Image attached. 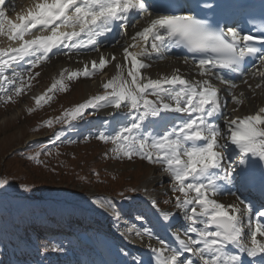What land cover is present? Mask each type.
I'll list each match as a JSON object with an SVG mask.
<instances>
[{
    "label": "snow or ice",
    "instance_id": "1",
    "mask_svg": "<svg viewBox=\"0 0 264 264\" xmlns=\"http://www.w3.org/2000/svg\"><path fill=\"white\" fill-rule=\"evenodd\" d=\"M7 5L8 0H0V35L18 43L0 47V101L13 102L14 97L23 95L25 75L31 79L32 70L51 55L97 52L98 59L91 61L90 67L85 64L83 69L66 70L67 79L91 77L109 64L115 75L102 83V94L65 110L55 123L71 127L74 121L110 107L108 116L116 126L111 133L100 131L96 137L111 144L105 155L111 152L115 158L129 160L138 157L159 166L169 177L172 195L165 203L174 201L175 211L161 210L155 199L150 203L166 228L172 229L174 221L183 222L182 231L170 233L176 246L141 223L143 231L136 230V235L155 238L158 246L147 244V260L128 253L132 258L126 264H245L243 256L229 251V245L264 264V210L258 211L240 196L236 197L238 203L231 204L214 198L225 193L226 185L240 191L258 183L264 194V106L242 117L224 113L228 98L236 105L243 103V93H236V80L243 77L241 83L251 89L248 77H259L255 88L264 87V22L259 31L250 33L238 22L228 26L233 23L230 12L243 14L247 8L237 0L223 4L199 0L197 7L205 17H219L214 24L193 14L195 9L179 0L168 4L155 0H33L30 7L17 13L15 21L7 15ZM161 10L166 14H160ZM69 26L72 30H61ZM113 32L119 39L109 43ZM104 46L122 51L103 53L100 49ZM177 46L187 50L184 62L195 66L200 79H186L179 70L158 78L144 74L150 66L145 61L164 59ZM253 64L259 65L256 71H252ZM64 78L62 71L44 95L34 97L35 104L47 103L51 99L48 94L58 86L65 90ZM213 79L222 87H215ZM221 116L225 117L222 126L217 123ZM44 123L51 126L53 120ZM54 135L52 143L59 142V133ZM229 146L235 147L233 156L238 160L230 161L226 154ZM40 154L27 159L39 163ZM5 184L7 180L0 179V187ZM92 203L100 209L109 206L103 198ZM114 216L119 220L120 213L116 211ZM144 218L137 215L132 223ZM134 230L131 226L126 229L128 233ZM51 250L61 249L53 244Z\"/></svg>",
    "mask_w": 264,
    "mask_h": 264
},
{
    "label": "rangeland",
    "instance_id": "2",
    "mask_svg": "<svg viewBox=\"0 0 264 264\" xmlns=\"http://www.w3.org/2000/svg\"><path fill=\"white\" fill-rule=\"evenodd\" d=\"M54 62L51 60L37 66L32 70L31 79L25 75L23 95L14 97L13 102L0 101V179L7 180L5 186H27V190L22 187L25 193L22 195L36 200L38 209L52 219L49 222L66 221L67 218L72 221L58 229H44L42 225L33 228L32 224L30 231L22 230L20 239L12 234L1 237L0 264H34L32 259H38L40 264H74L80 257L81 249L92 246L89 234L113 240L114 234H122L118 226L126 233V229L131 226L135 230L128 234L136 235V230L143 231L139 227L141 223L144 228L154 231L156 225L152 224L155 219V210L150 203L152 199L157 201L163 211L174 209V201L165 203L172 195L170 180L159 166L135 156L129 160L115 158L111 152L105 155L111 144L99 141L96 137L100 126L110 133L116 126L113 119L104 115V111L111 110L110 107L74 121L71 127L55 123L65 110L90 96L103 93V82L96 86V80L102 78L100 75L64 79L65 90H59L58 86L57 90L48 94L51 99L47 103L42 102L40 106L35 104L34 97L44 95L52 85L51 68L56 64ZM152 68L149 66V72ZM181 70L189 76L193 68L184 64ZM87 82L92 84L90 90L86 89ZM255 84L243 91L245 95L241 105L232 104L231 101L227 104L225 116L251 103L256 91ZM51 114L55 118L52 126L47 127L43 120ZM105 120L109 123L105 124ZM53 129L60 135L59 142L52 143L56 140ZM39 139L47 144L45 151L50 154L42 156L41 163L28 160L24 155L28 145ZM228 155L230 161L239 159L230 152ZM148 178L154 180L143 185ZM2 191L0 188V197L6 198L7 193ZM97 198L108 201L109 206L100 209L92 203ZM116 211L120 213L119 220L114 216ZM140 214L144 215V220L133 224V218ZM144 237L148 238L146 235ZM53 244L61 250L52 251Z\"/></svg>",
    "mask_w": 264,
    "mask_h": 264
},
{
    "label": "bare ground",
    "instance_id": "3",
    "mask_svg": "<svg viewBox=\"0 0 264 264\" xmlns=\"http://www.w3.org/2000/svg\"><path fill=\"white\" fill-rule=\"evenodd\" d=\"M33 0H12L7 6L11 11L15 12V15L13 18H10L15 21L17 13H20L22 11H25L28 7L31 6ZM9 13V12H8ZM7 13V15H8ZM9 16V15H8ZM71 26H69L67 29L64 27L61 28V30H71ZM132 28H128V33L131 35L132 33ZM30 38V37H26ZM119 37L116 34V36L110 40L108 39L109 43H111L113 40H118ZM17 41L15 40H9L6 35H0V47L7 48L9 46L15 47L17 46ZM132 51H139V48H133L131 49ZM101 52L103 53H108L111 54L113 52H116L119 54L122 50L120 48H116L115 46H104L101 47L100 49ZM119 59V55L117 56ZM98 59V53L93 52V51H83L81 53H73L70 57L67 55H64L63 53H56L51 55L49 58H47L45 61H51L56 62L51 68L52 72V84L55 80L60 79L61 72H65V80L67 79V71H76L78 69H83L85 64H88L89 67L91 66V61L97 60ZM54 62V63H55ZM148 63L150 66H153V69L149 72V67L145 70H143L144 74L147 76H150L151 78H158L161 75H171L173 71L179 70V74L182 73L183 71L181 70V65L186 64L184 62V59L180 57L177 53L176 50L173 48L171 52H168L165 54L164 59H159V58H154L150 61H145ZM187 65H190L193 68V73L190 74L192 79H200L201 77L199 74L194 70L195 66L192 65L191 63H188ZM258 68V67H257ZM257 68H252V70ZM255 70V71H256ZM125 70V75H126ZM102 78L96 80V86H100L102 82L107 81L108 79L111 78V76L115 75V68L111 64L106 66L105 70L99 71V74ZM244 79L243 77L236 80L235 82L237 83L238 87L236 89L237 95L239 93H243L245 95V92H243L246 89H249L248 85L241 83V80ZM254 80V82H253ZM259 80V77L252 78L248 77V83L251 85H254L255 82L257 83ZM86 89H91L92 84L88 83L85 85ZM220 87H222V84L220 83ZM252 98V97H251ZM231 99L228 98L227 104L231 103ZM234 102H232L233 104ZM263 105L264 106V87L260 89H256V91L253 94V98L251 99V103H247L246 107L243 109H240V111H234L231 113V117H242L247 114H252L256 111L257 107ZM243 107V106H242ZM111 110L104 111L105 114L106 112L109 114ZM224 112H226V108H224ZM103 114V113H102ZM104 114V115H105ZM101 115V114H100ZM223 117V116H221ZM230 117V118H231ZM225 117L222 119H218L217 123H220L222 126V122ZM231 150H235L234 146H229ZM226 154L228 156V150L226 149ZM229 157V156H228ZM239 158V157H238ZM250 159H255L251 158ZM238 160V159H237ZM243 167H247V165H244ZM154 178H148L147 180H144L143 185H148L149 182H152ZM258 184V183H257ZM232 193H235L233 195ZM240 196L238 191H236L231 185L226 189L224 194H221L219 196H216L214 198L218 199L220 202L224 204H231V203H238L236 200V197ZM241 199H244L242 196H240ZM243 207V205H240ZM171 211H175V208L172 209ZM253 219H255L253 217ZM156 220V221H155ZM155 220L154 222L157 224V227L162 231L163 233V238L165 241L168 242L170 246H176V241L173 239L171 236V231H176L180 230L182 231L181 224L183 223L180 220L174 221L173 223V228L168 229L162 224L158 219H157V213L155 212ZM166 223V222H165ZM119 231H122V234L116 233L114 234V238L108 239V238H100L98 235L95 236L93 234H89L91 237L92 243H94V249L98 251L96 257L98 258V263L97 264H126V261H129L132 257L127 255L128 253H131L132 256H137V257H143L145 260L148 259L149 252L150 250L146 247L148 243L153 244L154 246H158L157 240H149L148 238H143L138 237L137 235H130L126 233L122 227L118 226ZM113 229V228H112ZM121 233V232H120ZM89 237V238H90ZM127 237V238H126ZM90 246L87 247L86 250L82 251L83 253H87L88 257L86 260L83 262L79 259L75 261L74 264H94L95 259L93 261H90ZM82 262V263H81Z\"/></svg>",
    "mask_w": 264,
    "mask_h": 264
},
{
    "label": "trees",
    "instance_id": "4",
    "mask_svg": "<svg viewBox=\"0 0 264 264\" xmlns=\"http://www.w3.org/2000/svg\"><path fill=\"white\" fill-rule=\"evenodd\" d=\"M46 145L44 141L32 142L28 145L29 148L24 150L25 158L27 159L29 155L41 152L38 159L39 161L43 160L42 156L50 155L45 151ZM0 188H2V192L8 195L6 198L0 197V238L8 234L21 238L22 230L30 231L29 229L32 228V224L34 228H40L41 225L48 227V225L53 223L49 222L52 219L48 215L38 209L36 200L34 201L31 196L26 197L22 195L25 194L22 187L13 184L4 185ZM34 210H36L35 213H33Z\"/></svg>",
    "mask_w": 264,
    "mask_h": 264
}]
</instances>
